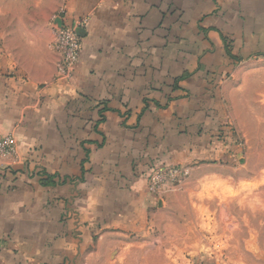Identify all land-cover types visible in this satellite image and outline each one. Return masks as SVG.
Masks as SVG:
<instances>
[{"label":"crops","instance_id":"obj_1","mask_svg":"<svg viewBox=\"0 0 264 264\" xmlns=\"http://www.w3.org/2000/svg\"><path fill=\"white\" fill-rule=\"evenodd\" d=\"M61 10L81 23L69 83L55 78L51 17L41 41H5L0 57V136L15 144L0 157V264H155L169 251L147 231L168 205L148 175L232 159L219 149L231 125L264 116V0Z\"/></svg>","mask_w":264,"mask_h":264},{"label":"rangeland","instance_id":"obj_2","mask_svg":"<svg viewBox=\"0 0 264 264\" xmlns=\"http://www.w3.org/2000/svg\"><path fill=\"white\" fill-rule=\"evenodd\" d=\"M63 2L0 0V57L5 41H41ZM259 119L241 123L242 131L231 125V139H221L220 153L232 159H198L182 166V175L161 177L157 195L168 206L147 232L169 256L155 264H264V116Z\"/></svg>","mask_w":264,"mask_h":264},{"label":"built area","instance_id":"obj_3","mask_svg":"<svg viewBox=\"0 0 264 264\" xmlns=\"http://www.w3.org/2000/svg\"><path fill=\"white\" fill-rule=\"evenodd\" d=\"M62 11L52 18L51 24L54 33L52 49L57 54L58 59L55 64V78L59 81L69 83L73 77L74 69L79 61L81 40L78 29L80 22L73 26H65L62 22ZM15 151L14 140L11 136H0V157L12 155ZM182 167L164 165L152 171L147 177V189L150 194L156 195L161 177L168 179L182 175Z\"/></svg>","mask_w":264,"mask_h":264}]
</instances>
